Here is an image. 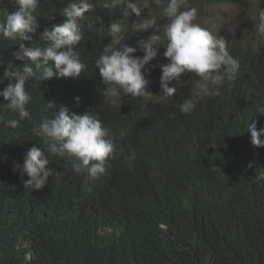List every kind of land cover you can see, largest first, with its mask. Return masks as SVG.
Returning <instances> with one entry per match:
<instances>
[{"label": "trees", "instance_id": "1", "mask_svg": "<svg viewBox=\"0 0 264 264\" xmlns=\"http://www.w3.org/2000/svg\"><path fill=\"white\" fill-rule=\"evenodd\" d=\"M90 2L94 10L82 21L84 38L74 49L87 70L77 79L29 81L31 118L17 129L0 124V264H264V148L252 145L247 129L251 122L258 131L264 128V49L253 54L249 46L256 0H188L198 10L197 22L223 38L240 65L221 95L200 100L188 115L178 108L190 96L187 87L178 88L168 103L124 97L120 108L108 104L95 58L112 42L111 24L123 17L104 12L100 0ZM66 6L65 0H40L33 43H40V30L66 20L61 15ZM16 10L14 0H0V21ZM152 12L159 13L155 3ZM233 17L236 24L244 21L242 34L233 32L236 24L227 26L232 37L217 30ZM152 31L127 28L123 43L142 58L137 44ZM16 43L0 38V76L9 63H25L14 59ZM164 51L160 47L146 66V91L154 96L162 94L161 65L169 62ZM8 83L3 80L0 90ZM45 102L102 120L115 153L99 179L76 174L70 161L50 156L33 134ZM3 103L0 98V116L14 118ZM33 146L58 174L40 190L26 188L28 177L14 171Z\"/></svg>", "mask_w": 264, "mask_h": 264}, {"label": "clouds", "instance_id": "2", "mask_svg": "<svg viewBox=\"0 0 264 264\" xmlns=\"http://www.w3.org/2000/svg\"><path fill=\"white\" fill-rule=\"evenodd\" d=\"M67 6L61 11L66 17L63 23L54 25L51 30H40V43H33V35L38 29L37 9L40 0H14L18 10L6 12L0 21V38L16 41L19 51L14 59L24 61L23 67L9 63L0 83H9L0 90L3 108L14 118L0 116V124L5 128L17 129L21 122L31 118L27 107L33 97L26 91L29 81L41 82L53 78L77 79L87 70V64L75 51L84 38L82 21L93 12L94 4L90 0H65ZM159 6V13L153 14L152 5ZM100 6L109 15L123 17L111 24L112 42L105 45L95 58V67L99 70L102 83L106 86L101 92L103 98L112 107L120 108L124 97L132 99L155 98L157 103H168L178 88H188L190 96L178 105L183 115L195 111L197 103L205 98L221 95L226 83L236 79L239 61L228 51L223 38H218L206 27L197 22L198 10L189 6L188 0H100ZM147 10V15L142 13ZM137 20L130 27L135 32L152 34L146 40H140L138 48L143 49L142 58L135 55L137 48L123 43L121 33L127 31L128 20L132 15ZM253 39L249 46L253 54L264 49V8L256 12ZM164 24L159 27L160 21ZM84 23V22H83ZM24 42H27L26 44ZM160 47L169 61L161 65V95L154 96L146 91L150 81L146 78L150 70L146 67L157 56ZM2 66V65H0ZM190 75L187 82L182 76ZM175 82V85H169ZM79 102V97L76 98ZM58 109V110H57ZM45 115L32 129L36 137L42 140L44 149L50 156L66 158L71 162L76 174L87 172L92 179H99L106 173L109 158L114 156L115 145L108 139V129L98 115L90 112L69 114L65 106L54 102H45ZM251 133V143L256 148H264V128L257 130L255 122L247 125ZM24 148L18 155L23 157ZM50 159L40 148L33 146L25 156L22 168L16 165L26 188L40 190L45 187L49 177H55L48 167Z\"/></svg>", "mask_w": 264, "mask_h": 264}, {"label": "rangeland", "instance_id": "3", "mask_svg": "<svg viewBox=\"0 0 264 264\" xmlns=\"http://www.w3.org/2000/svg\"><path fill=\"white\" fill-rule=\"evenodd\" d=\"M253 8H264V0H256V4ZM235 17H233V19L229 20L227 23H226V26H223L220 28V29H217V30H222L224 32L225 35H230L231 37L234 36L232 34V32L229 30V28L227 26H233L234 24H236V20L234 19ZM129 21L128 20V26L127 28L128 29H131L130 25L129 24ZM135 21V20H134ZM211 25V24H210ZM243 25H244V21L243 20H239L237 22V24L235 25V27L233 28V32L236 33V34H242V30H243ZM216 29V28H215ZM132 30V29H131ZM251 40V39H250ZM245 44H247L246 42H244Z\"/></svg>", "mask_w": 264, "mask_h": 264}, {"label": "bare ground", "instance_id": "4", "mask_svg": "<svg viewBox=\"0 0 264 264\" xmlns=\"http://www.w3.org/2000/svg\"><path fill=\"white\" fill-rule=\"evenodd\" d=\"M135 101H137V100L135 99ZM140 102H141V100H140ZM133 104H134V102H133ZM133 104H132V105H133ZM137 104H138V103H137ZM143 105H144V104H143ZM146 105H147V102H146ZM137 106H139V105H136V109L138 108ZM140 106H141V105H140ZM199 106H200V105H199ZM133 107H134V106H133ZM142 107H143V106H142ZM142 107H141V108H142ZM145 107H146V106H145ZM201 107H202V106H201ZM134 108H135V107H134ZM129 110H130V109H129ZM131 110H133V108H131ZM131 110H130V111H131ZM133 111L135 112V110H133ZM136 111H137V110H136ZM126 112H127V111H126ZM163 113H164V112H163ZM124 114H125V113H124ZM120 115H121V114H120ZM232 115H233V114H232ZM232 115H231V117H232ZM120 117H121V116H120ZM124 117L127 118V117H129V115H128V116L125 115ZM124 117H123V115H122L121 118H124ZM164 117H165V116H164ZM233 117H234V116H233ZM118 118H119V117H118ZM121 118H120V119H121ZM125 118H124V119H125ZM113 119H115V118H113ZM111 121H112V118H111ZM115 122H116V121H114V123H115ZM122 122H123V119H122ZM179 122H180V120H179ZM106 123H107V122H106ZM119 123H121V121H120ZM124 123H125V122H124ZM177 124H178V121H177ZM107 125H108V124H107ZM114 125H115V124H114ZM122 125H123V124H122ZM185 125H186V124H185ZM174 128H175V127H174ZM230 156H231V155H230ZM228 157H229V156H228ZM224 161H225V160H224ZM224 161H223V162L221 161V163H224ZM220 165H221V164H220ZM194 167H195V166H194ZM194 167H193V168H194ZM195 169H196V168H195ZM240 169H241V168H240ZM238 170H239V169H238ZM190 171H191V170H190ZM239 171H240V170H239ZM190 173H191V172H190ZM216 173H217V172H216ZM141 175H142V174H141ZM189 175H190V174H189ZM182 178H183V177H182ZM252 178H253V177H252ZM184 179H186V178H183V180H184ZM251 180H253V179H251ZM181 181H182V179H181ZM263 196H264V195H263ZM220 200H221V199H220ZM218 203H219V202H218ZM263 229H264V228H263Z\"/></svg>", "mask_w": 264, "mask_h": 264}]
</instances>
